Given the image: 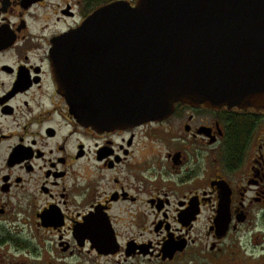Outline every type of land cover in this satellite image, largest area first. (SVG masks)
<instances>
[{
    "label": "flooded vegetation",
    "instance_id": "1",
    "mask_svg": "<svg viewBox=\"0 0 264 264\" xmlns=\"http://www.w3.org/2000/svg\"><path fill=\"white\" fill-rule=\"evenodd\" d=\"M115 2L137 0H0V264H242L233 235L264 219V110L175 103L97 131L69 109L78 64L56 44Z\"/></svg>",
    "mask_w": 264,
    "mask_h": 264
},
{
    "label": "water",
    "instance_id": "2",
    "mask_svg": "<svg viewBox=\"0 0 264 264\" xmlns=\"http://www.w3.org/2000/svg\"><path fill=\"white\" fill-rule=\"evenodd\" d=\"M55 49L78 64L71 113L97 131L162 119L175 103L264 110V0L117 2Z\"/></svg>",
    "mask_w": 264,
    "mask_h": 264
},
{
    "label": "rangeland",
    "instance_id": "3",
    "mask_svg": "<svg viewBox=\"0 0 264 264\" xmlns=\"http://www.w3.org/2000/svg\"><path fill=\"white\" fill-rule=\"evenodd\" d=\"M259 222H261V224H259ZM257 226V228L253 230L244 229L238 234H234V239L231 238L234 242L231 249L233 258H237V260H240L242 264H245V261L243 260H247L246 258L250 259L249 261L255 262L257 261L258 257H264V246H262L264 244L263 218L261 220H258ZM260 229L262 230L260 231ZM231 239L226 240V245H228V241H230Z\"/></svg>",
    "mask_w": 264,
    "mask_h": 264
}]
</instances>
